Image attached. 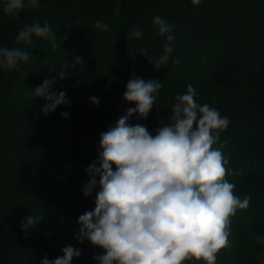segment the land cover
Returning <instances> with one entry per match:
<instances>
[{
    "label": "trees",
    "instance_id": "16d2710c",
    "mask_svg": "<svg viewBox=\"0 0 264 264\" xmlns=\"http://www.w3.org/2000/svg\"><path fill=\"white\" fill-rule=\"evenodd\" d=\"M3 3L0 47L18 46L32 56L10 72L0 68V264H41L63 256L66 246L81 252L72 264H96L93 257L105 254L75 238L78 217L95 209L99 191L83 195L85 170L99 157L101 133L135 107L123 99L134 77L163 84L147 118L133 114L128 121L153 136L171 123L175 97L189 84L197 103L230 119L213 148L225 145L220 150L230 174L224 179L250 204L229 218V247L217 252L216 264H264V0H200L198 6L192 0H39L15 18L4 14ZM157 15L174 36L169 62L160 69L135 50L146 47L154 60L163 54L167 39L154 35ZM98 20L106 31L94 30ZM36 21L51 26L55 50L36 37L35 48L16 45L23 25ZM133 28L142 30L141 39L131 37ZM46 79L54 81L49 91H63L69 100L47 114V101L34 96ZM29 216L43 219L25 230Z\"/></svg>",
    "mask_w": 264,
    "mask_h": 264
},
{
    "label": "clouds",
    "instance_id": "9594fccd",
    "mask_svg": "<svg viewBox=\"0 0 264 264\" xmlns=\"http://www.w3.org/2000/svg\"><path fill=\"white\" fill-rule=\"evenodd\" d=\"M199 3L192 0L194 6ZM38 6L39 0H4L2 5L4 14L14 18L22 9ZM152 23L158 29L154 35L166 36L163 54L154 60L146 47L135 50L160 69L169 62L174 36L171 25L159 15ZM99 29L106 31L108 25L98 20L94 30ZM130 35L139 40L143 32L133 28ZM33 37L51 41L53 50L58 47L47 21L24 24L15 43L35 48ZM31 56L18 46L0 47V68L10 72ZM179 62V58L172 60L173 64ZM60 78H64L63 71ZM53 83L46 79L34 91V96L47 101L42 109L45 114L69 103L63 91H49ZM162 87L156 79L134 77L128 81L123 99L135 107H129L114 127L101 133L99 157L85 170L89 180L83 195L90 197L97 187L99 191L95 209L78 217L75 238L104 250L105 254L93 257L96 264H184L193 259L216 264L217 252L229 247V218L237 209L249 207L250 197L238 199L233 194L235 185L224 179L230 174L220 150L225 145L213 148L230 119L207 103H197L191 84L175 97L168 116L171 123L158 127L155 136L143 125L128 123L133 114L147 118ZM90 99L94 105L100 103L97 97ZM68 115L62 113L64 118ZM42 219L26 217L22 228L28 230ZM62 251L63 256L44 258L41 264H72L74 257L81 256L73 246Z\"/></svg>",
    "mask_w": 264,
    "mask_h": 264
}]
</instances>
